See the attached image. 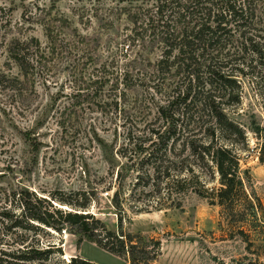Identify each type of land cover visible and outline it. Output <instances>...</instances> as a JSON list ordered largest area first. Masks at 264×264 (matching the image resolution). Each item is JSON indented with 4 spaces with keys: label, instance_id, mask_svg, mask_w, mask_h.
Here are the masks:
<instances>
[{
    "label": "rangeland",
    "instance_id": "1",
    "mask_svg": "<svg viewBox=\"0 0 264 264\" xmlns=\"http://www.w3.org/2000/svg\"><path fill=\"white\" fill-rule=\"evenodd\" d=\"M259 4L251 33L264 50V0ZM0 6V68L9 71L6 46L13 37L35 36L47 60L38 69L34 87L26 93L16 95L0 89V205L19 210L18 197L12 194L20 190L73 202L78 198L82 202L84 197L89 202L86 212L101 219L108 229L117 230L120 214L123 231L159 240L161 254L155 264H264V61L261 63L256 53H246L249 73L240 78V103L226 113L245 131L246 143L236 147L240 169L243 176L244 170L248 171L246 191L262 208L247 209L242 217L238 212L230 216L193 191L178 196L180 206L169 207L163 194L157 197L134 191L133 174L116 179L124 162L116 153L121 141L117 135L121 108L133 111L139 100L152 92L151 87L136 84L129 100H118L116 110L104 95L134 55L123 53L124 29L130 26L125 14L112 29H105L99 21L106 7L118 6L116 0H0ZM46 10L69 22L58 34V39L68 44L52 54L41 21ZM11 67L10 72L16 73V66ZM100 77L102 89L92 95L93 90L86 86ZM149 103L151 112L159 104ZM116 190L123 211L112 204ZM158 201L161 209H156ZM143 203L148 211L134 210ZM80 237L64 225L59 232H41L37 238L43 244H59L65 263L71 256H79L94 264H128L125 256Z\"/></svg>",
    "mask_w": 264,
    "mask_h": 264
},
{
    "label": "trees",
    "instance_id": "2",
    "mask_svg": "<svg viewBox=\"0 0 264 264\" xmlns=\"http://www.w3.org/2000/svg\"><path fill=\"white\" fill-rule=\"evenodd\" d=\"M120 1L125 4L119 5ZM260 1L116 0L117 7L101 12L98 17L105 29H112L125 14L130 26L124 29L122 47L126 48L122 52L134 54L104 94L110 98L109 104L116 110L118 100H129L136 84L152 89L133 111L121 108L117 133L121 141L116 153L124 162L117 172L118 181L133 174L134 191L157 197L163 194L169 207L180 206L178 196L193 191L230 216L238 212L242 217L247 209L262 208L246 191L248 171L244 170L243 176L240 169L236 147L246 143L245 131L226 113L240 103V78L249 73L248 50L264 61V50L251 33ZM45 14L41 21L52 54L68 44L62 43L58 34L69 22L50 16L49 10ZM39 48L35 36L9 39L5 62L9 71L0 68V89L19 95L34 87L38 69L47 61ZM11 64L16 73L10 72ZM102 79L86 86L93 90L92 95L100 93ZM156 96L159 104L151 112L149 102H155ZM12 195L18 197L19 210L0 205V264H94L79 256H71L65 263L59 244H43L37 238L41 232H59L64 225L80 238L125 256L128 264H155L161 254L159 240L123 231L120 214L117 230L108 229L101 219L86 212L89 202L84 197L82 202L62 196L48 199L28 190ZM112 202L122 209L118 190ZM58 203L71 209L58 207ZM157 203L156 209H161L162 204ZM147 209L145 203L134 208L138 212Z\"/></svg>",
    "mask_w": 264,
    "mask_h": 264
}]
</instances>
